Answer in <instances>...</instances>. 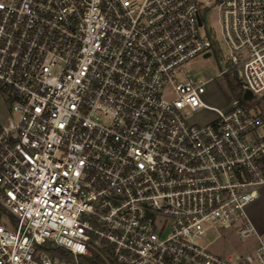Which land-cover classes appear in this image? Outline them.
I'll return each instance as SVG.
<instances>
[{
	"label": "built area",
	"instance_id": "built-area-1",
	"mask_svg": "<svg viewBox=\"0 0 264 264\" xmlns=\"http://www.w3.org/2000/svg\"><path fill=\"white\" fill-rule=\"evenodd\" d=\"M262 96L264 0H0V264H264Z\"/></svg>",
	"mask_w": 264,
	"mask_h": 264
},
{
	"label": "rangeland",
	"instance_id": "rangeland-1",
	"mask_svg": "<svg viewBox=\"0 0 264 264\" xmlns=\"http://www.w3.org/2000/svg\"><path fill=\"white\" fill-rule=\"evenodd\" d=\"M211 25L213 31L215 32L220 52H217L208 58H203L201 55L197 56L186 63V68L195 77L211 80L207 85L206 92L204 94V101L211 106H220L224 102L223 95L233 90L228 82V80H233L227 75L219 74V72L225 67L226 61L224 56L228 53V49L216 18L212 19ZM236 87L237 91L240 93L242 91L241 87L237 85ZM258 102L262 107H264V96H262ZM203 114L206 113H193L192 116H198V120L203 116ZM247 211L256 228L259 231L264 232V186L260 188L258 198L248 205ZM236 246L242 247V244L235 243L231 247ZM229 250H231V248H229Z\"/></svg>",
	"mask_w": 264,
	"mask_h": 264
},
{
	"label": "trees",
	"instance_id": "trees-1",
	"mask_svg": "<svg viewBox=\"0 0 264 264\" xmlns=\"http://www.w3.org/2000/svg\"><path fill=\"white\" fill-rule=\"evenodd\" d=\"M229 85H231V88L233 90H231L236 96L239 95V92L237 91V87L234 81L228 80ZM4 212V208L2 206H0V217L2 215V213ZM46 249L48 251H50L53 255H57L60 256L70 262H73V257L70 254V252H68L67 250H65L62 247L59 246H52V245H47ZM79 261L81 264H104L101 260H99L96 256H92V257H79Z\"/></svg>",
	"mask_w": 264,
	"mask_h": 264
},
{
	"label": "water",
	"instance_id": "water-1",
	"mask_svg": "<svg viewBox=\"0 0 264 264\" xmlns=\"http://www.w3.org/2000/svg\"><path fill=\"white\" fill-rule=\"evenodd\" d=\"M209 53H206L205 56H208ZM232 79L235 82L236 85H245L243 83V81L238 77L237 72L234 71L232 74ZM252 96L251 92L249 91V89L247 87L244 88L243 94H242V98L244 100L250 99Z\"/></svg>",
	"mask_w": 264,
	"mask_h": 264
}]
</instances>
